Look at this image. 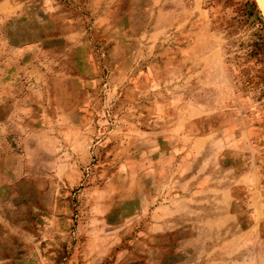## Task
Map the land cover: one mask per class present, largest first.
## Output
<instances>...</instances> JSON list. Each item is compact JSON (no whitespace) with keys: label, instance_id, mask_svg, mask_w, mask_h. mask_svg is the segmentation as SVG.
I'll list each match as a JSON object with an SVG mask.
<instances>
[{"label":"rangeland","instance_id":"1","mask_svg":"<svg viewBox=\"0 0 264 264\" xmlns=\"http://www.w3.org/2000/svg\"><path fill=\"white\" fill-rule=\"evenodd\" d=\"M236 2L0 0V264H264Z\"/></svg>","mask_w":264,"mask_h":264},{"label":"trees","instance_id":"2","mask_svg":"<svg viewBox=\"0 0 264 264\" xmlns=\"http://www.w3.org/2000/svg\"><path fill=\"white\" fill-rule=\"evenodd\" d=\"M236 7L241 15L239 23L247 37L239 43V48L251 62L249 70L252 73L264 72V15L255 0H238Z\"/></svg>","mask_w":264,"mask_h":264},{"label":"bare ground","instance_id":"3","mask_svg":"<svg viewBox=\"0 0 264 264\" xmlns=\"http://www.w3.org/2000/svg\"><path fill=\"white\" fill-rule=\"evenodd\" d=\"M262 2H261V4L263 3V5H264V0H261Z\"/></svg>","mask_w":264,"mask_h":264}]
</instances>
